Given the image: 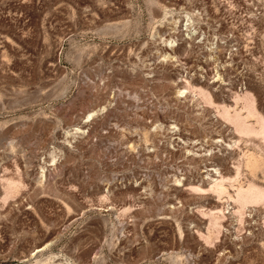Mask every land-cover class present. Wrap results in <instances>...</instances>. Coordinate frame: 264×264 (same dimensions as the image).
Here are the masks:
<instances>
[{"label":"rangeland","instance_id":"rangeland-1","mask_svg":"<svg viewBox=\"0 0 264 264\" xmlns=\"http://www.w3.org/2000/svg\"><path fill=\"white\" fill-rule=\"evenodd\" d=\"M247 97L264 0H0V264H264Z\"/></svg>","mask_w":264,"mask_h":264},{"label":"bare ground","instance_id":"bare-ground-1","mask_svg":"<svg viewBox=\"0 0 264 264\" xmlns=\"http://www.w3.org/2000/svg\"><path fill=\"white\" fill-rule=\"evenodd\" d=\"M202 93V92H201ZM251 95V94H250ZM207 97V96H206ZM211 98V97H210ZM251 98V97H250ZM241 99V98H240ZM242 100V99H241ZM245 102H246V109H247V113H248V116L246 115V118H255L258 125H259V128L258 129H255V126L252 127V125L249 126V124H247V121H246V118H243L242 116H240V114H235V116H232L231 113L230 116H232V121L234 122V124L236 125L237 127V131H240L242 133H246L247 135L248 134H252V135H255V136H262L263 139H264V120H262L263 118L259 115V113L257 112V109H256V106L253 101H249L248 97L247 98H244ZM251 100V99H250ZM241 102V101H240ZM244 105V106H245ZM225 107V106H224ZM245 108V107H244ZM222 109V108H221ZM226 109V108H225ZM225 109L223 110V112H225ZM245 109V110H246ZM220 110V109H219ZM229 111V110H228ZM228 113V112H227ZM223 115V114H222ZM227 114H225L226 116ZM224 116V115H223ZM228 116V115H227ZM229 118V116H228ZM231 119V118H230ZM231 121V120H229ZM256 123V124H257ZM260 139V138H259ZM264 141V140H263ZM223 178V177H222ZM223 180H225L223 178ZM223 180H219L220 182L217 183L216 185V191L218 190V193L220 192L221 193H225V188H224V184H222V181ZM235 180V179H234ZM224 182V181H223ZM251 188V187H250ZM249 190H239L238 192V196H237V199H236V202L238 204H240V207L242 209L245 208V206H247L248 204H254V203H258V202H262V200H264V192L259 191L258 189H253L251 188ZM256 188V187H255ZM213 191V189H212ZM220 196V195H218ZM222 212V211H221ZM219 213V212H218ZM214 214V213H213ZM241 214V213H240ZM217 215V214H216ZM212 216V215H211ZM213 218V217H212ZM213 223V222H212ZM215 223V222H214ZM216 224V223H215ZM218 225V224H217ZM215 226V225H214Z\"/></svg>","mask_w":264,"mask_h":264}]
</instances>
